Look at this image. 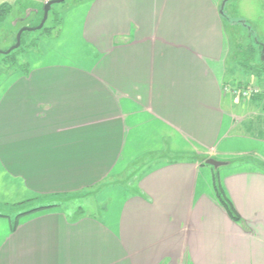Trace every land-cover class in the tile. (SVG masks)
<instances>
[{"label": "crops", "instance_id": "obj_1", "mask_svg": "<svg viewBox=\"0 0 264 264\" xmlns=\"http://www.w3.org/2000/svg\"><path fill=\"white\" fill-rule=\"evenodd\" d=\"M226 2L84 0L10 72L0 264H264V106L223 91L253 84L226 76Z\"/></svg>", "mask_w": 264, "mask_h": 264}, {"label": "rangeland", "instance_id": "obj_2", "mask_svg": "<svg viewBox=\"0 0 264 264\" xmlns=\"http://www.w3.org/2000/svg\"><path fill=\"white\" fill-rule=\"evenodd\" d=\"M80 1L64 0L62 3L53 4L49 10L44 29L23 32L21 46L12 51L13 54L10 52L5 55L2 52L8 51L15 44L19 30L34 28L41 22L44 0H20L11 6L10 11L0 18V86L7 80L11 71H19L24 68L26 64L24 57L39 52L40 39L43 36L54 35L53 26L65 19L72 9L80 8L83 4ZM224 2L226 4L222 20L226 34L233 42L232 52H236V57L233 59L229 57L227 61V79L231 85H236L237 82L232 79L233 74L238 81H249L253 83L252 85L259 87L260 97H255L260 98V101L257 99L255 102L258 107L262 108L264 106V53L262 54L261 47L257 42L264 45V0H225ZM237 22H241L247 27L236 24ZM58 33L59 31L56 34ZM247 46H253L255 50L250 60L244 53ZM10 54L14 57L15 63L12 62ZM235 61L237 62L234 63ZM247 99L249 100V98L245 100ZM94 200L96 202L95 196L86 200L77 198L70 203L75 208L79 206L81 210L90 212L92 210L86 206L87 203L93 204ZM0 212L7 214L9 211L0 209Z\"/></svg>", "mask_w": 264, "mask_h": 264}, {"label": "trees", "instance_id": "obj_3", "mask_svg": "<svg viewBox=\"0 0 264 264\" xmlns=\"http://www.w3.org/2000/svg\"><path fill=\"white\" fill-rule=\"evenodd\" d=\"M11 9V6L9 4H1L0 5V18L2 16H4L5 14H7ZM43 14V13H42ZM57 22V21H56ZM46 24V23H45ZM45 24L43 25V27L40 29V30H43L44 27H45ZM59 24L56 23L54 26H53V29L54 27H57ZM22 36V35H21ZM261 49L262 47H264L263 44H259ZM20 46H21V43H20ZM254 48L253 46H247L244 53L247 57L248 60H250V58H252V56L254 55ZM14 52H12L11 54H13ZM10 54V55H11ZM11 59H12V62H14V57L11 55ZM15 63V62H14ZM213 185H214V189H215V193L221 203V205L223 206V208L225 209L226 213L234 220L238 221L239 218L238 216L236 215L232 205L230 204V202L225 198L222 190H221V187H220V184H219V181H218V178L217 176H214L213 177Z\"/></svg>", "mask_w": 264, "mask_h": 264}, {"label": "water", "instance_id": "obj_4", "mask_svg": "<svg viewBox=\"0 0 264 264\" xmlns=\"http://www.w3.org/2000/svg\"><path fill=\"white\" fill-rule=\"evenodd\" d=\"M62 1L64 0H51V1H48L44 4V7H43V16H42V20L41 22L39 23L38 26L34 27V28H22L21 30H19V32L17 33L16 35V41H15V44L6 52H2V54H9L10 52L14 51L15 49L19 48L20 47V43H21V35L23 32H26V31H34V30H40L43 25L45 24L47 18H48V13H49V10L51 8V6L53 4H56V3H61ZM205 163L208 164V165H211L213 166L214 168H217L219 166L222 165L221 162H218L214 159H206L205 160Z\"/></svg>", "mask_w": 264, "mask_h": 264}, {"label": "built area", "instance_id": "obj_5", "mask_svg": "<svg viewBox=\"0 0 264 264\" xmlns=\"http://www.w3.org/2000/svg\"><path fill=\"white\" fill-rule=\"evenodd\" d=\"M224 93H228L235 98L246 99L254 97L260 94V90L257 86H242V87H229L225 86L223 89Z\"/></svg>", "mask_w": 264, "mask_h": 264}, {"label": "flooded vegetation", "instance_id": "obj_6", "mask_svg": "<svg viewBox=\"0 0 264 264\" xmlns=\"http://www.w3.org/2000/svg\"><path fill=\"white\" fill-rule=\"evenodd\" d=\"M46 1L48 2V1H51V0H44V4L46 3ZM83 0H81L80 2H82ZM225 1V0H224ZM63 2V1H62ZM61 2V3H62Z\"/></svg>", "mask_w": 264, "mask_h": 264}]
</instances>
